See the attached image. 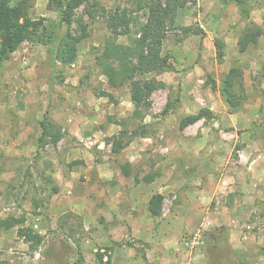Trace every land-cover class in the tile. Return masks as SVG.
<instances>
[{"label":"rangeland","instance_id":"374dc122","mask_svg":"<svg viewBox=\"0 0 264 264\" xmlns=\"http://www.w3.org/2000/svg\"><path fill=\"white\" fill-rule=\"evenodd\" d=\"M95 1L108 11L121 6L145 19L144 11L138 9L141 0ZM245 5L249 19L234 2L197 0L179 8L177 28L163 44L171 68L143 75L166 83L152 93L144 118L134 115L129 85L110 88L96 65V53L113 39L102 10L93 8L91 15L84 6L78 9L77 17L88 24V34L71 66L53 63L50 47L39 42L26 41L12 53L0 67V218L24 215L25 225L41 234L44 242L33 250L27 238L18 235V227L0 228V258L13 264H72L80 251L89 264H157L149 261L143 239L131 235L130 219L138 235L150 225L152 231L166 225L171 245L168 254L161 255V264H262L261 248L253 245L250 236L264 223V203L243 208L235 221L228 219L222 187L213 191L212 198L205 191L198 195L203 183L197 184V177L202 176L208 187L207 171L212 170L203 163L205 157L191 156L192 151H214L212 157L219 160L214 169L218 186L220 181L224 184L220 179L226 166H235L228 159H237L242 140L250 137L257 142L253 150L264 151V35L245 52L237 45L251 22L264 27V0H245ZM30 15L46 18L50 26L60 22L62 13L54 0H36ZM191 25L203 28L205 35L183 36L180 27ZM66 28L65 24L57 27L58 34ZM216 40L224 43L222 61L217 57ZM117 41L129 44L131 36L121 35ZM233 65L244 76L246 98L239 110L229 109L219 89ZM102 90L113 92L114 99L100 96ZM177 97L180 102L174 101ZM169 100L176 106L164 114ZM203 107L213 110L215 117L179 128L182 116ZM46 117L64 132L57 146L39 140L40 122ZM138 126L147 132L143 134ZM123 130L128 131L125 140L135 130L138 134L120 153H114L110 138ZM131 159L133 172L127 177L121 166ZM135 172L140 177L158 173L156 182L133 191ZM162 186V216H151V224L137 222L145 212L147 188L154 192ZM121 207L125 213L120 215ZM232 229L248 236L244 238L247 254H238L229 244Z\"/></svg>","mask_w":264,"mask_h":264},{"label":"trees","instance_id":"16d2710c","mask_svg":"<svg viewBox=\"0 0 264 264\" xmlns=\"http://www.w3.org/2000/svg\"><path fill=\"white\" fill-rule=\"evenodd\" d=\"M36 0H0V67L11 59L12 53L16 52L26 41L39 42L50 47V54L53 63H60L63 66H71L78 58L79 44L88 34V24L77 17V11L84 6L86 12L93 15V8L102 10L105 13L107 27L112 34L103 50L96 53V65L107 77L110 88L129 85L131 99L134 103V115L145 116V111L151 107V95L154 91L166 86L163 80L156 77L146 79L143 75L149 72H164L171 68L170 56L163 54V44L170 31L175 30L177 24V13L179 8L184 7L188 1L196 3L197 0H141L138 9L143 10L144 20L140 16H132L127 8L117 6L114 10L108 11L102 7L98 1L90 0H54L57 8L61 10L60 22L55 25H47L46 18L34 19L30 11ZM225 5L234 2L238 5L242 16L249 19L250 10L245 5V0H221ZM77 22V28H73V23ZM240 36L237 45L240 52H245L251 45L259 42L264 35V27L251 22ZM66 25V30L58 34L57 27ZM134 27H137L134 30ZM183 36L191 34L205 35V31L200 26L180 27ZM133 33L135 35L133 36ZM121 35L131 36L129 44L117 41ZM183 39V38H182ZM217 57L220 61L224 58V43L216 40ZM213 88L218 87L214 81ZM244 76L242 69L233 65L222 79L219 86L225 103L231 110H239L244 103L246 95L244 93ZM239 89V91H238ZM100 96L114 99L113 92L102 90ZM175 102H180L177 97ZM173 100H169L163 110L164 114L174 109ZM215 117L213 110L203 107L198 112L184 115L179 120V128L184 130L190 125L202 119L210 120ZM41 135L39 140L43 144L57 146L64 136L62 127L49 117L41 122ZM141 127L142 133L147 130ZM125 140L128 131H121L118 135L110 138L114 153H120L137 136L138 132ZM125 176L132 175V164L126 162L121 166ZM158 173H147L140 177L138 172L134 173L136 183L155 181ZM48 178V177H47ZM49 179V178H48ZM165 195L155 192L150 197L147 209L152 217H160L163 214ZM24 215L16 218L11 215L0 218V228L9 230L18 227V235L27 238L33 250L38 249L44 242V237L35 232L32 227L26 226ZM121 244L120 242H115ZM133 245L132 242H127ZM99 259L102 258L98 254ZM146 257V256H145ZM0 264H13L8 259L0 258ZM72 264H89L86 262L82 252Z\"/></svg>","mask_w":264,"mask_h":264},{"label":"crops","instance_id":"0c3cea01","mask_svg":"<svg viewBox=\"0 0 264 264\" xmlns=\"http://www.w3.org/2000/svg\"><path fill=\"white\" fill-rule=\"evenodd\" d=\"M228 71V70H227ZM254 140V139H253ZM252 141L250 137L247 139L242 140L243 142V147L239 149V154L237 159L229 157V161H233V166H226L225 170L223 171L222 175L223 177L220 180H223L224 184L221 185V181L219 182V185L217 186V181L215 179V172L214 169L217 168V165L219 164L218 157H212V150L208 153L205 152H200L199 150L197 151H192V155H202V157H205L206 160H204L203 163H205V166L207 170H212V171H207L208 173V179L209 185L208 187L206 184L202 181V176L198 173L200 177H197L196 183H203L200 187H198V195H201L202 192H208L207 198H212L215 196L214 190L218 187H222L224 189V205L225 210H224V215L227 216L228 219H231L235 221V219L240 218V214L242 213V209L246 207H252L254 206H259L262 203H264V151H254L253 149L256 148L257 142ZM192 143H195V139H192ZM187 153V152H185ZM184 153L180 152L181 156ZM178 154V156H180ZM134 157V156H132ZM132 163V159L130 160ZM218 163V164H217ZM201 168V164H199L198 170ZM201 171V169H200ZM103 176V172L101 173ZM205 175V172L203 173ZM104 177V176H103ZM201 178V179H200ZM104 179H110L108 176ZM219 180V179H218ZM156 181L150 183V184H142L141 182L139 185L135 183L134 181V188L133 191H137L138 188H140L143 185H153ZM194 182V183H195ZM211 182V184H210ZM150 186V187H151ZM217 186V187H216ZM165 187L162 186V189H159L158 191H150L149 187L147 190L149 193L145 196L143 200V207L145 208V212L143 211V216L142 218H138L137 222H148L149 224L152 223V217L149 215L148 209H147V204L152 196L153 193L155 192H160L163 193V189ZM210 191V192H209ZM134 201V199H133ZM261 203V204H258ZM117 206V204H116ZM134 208V205L132 206ZM119 209V213L124 214L125 211ZM145 215H148L146 217ZM129 216V214H128ZM264 216V214H262ZM136 216H132L131 220L135 221ZM146 218H148L146 220ZM128 229H131L133 233L131 235L141 237L145 244L147 245V257L149 258V261L155 262L157 264L162 263V259L168 254V247L171 245L168 241V235H167V230H166V225L163 223V225L160 226L158 230H151V225L149 226L148 231H145L143 234H137L134 232V226L132 222H130L129 219V224L127 226ZM259 231L255 234H251L250 238L254 241V246L259 245V248H261V253L259 254V261L264 264V223L261 225L259 228ZM145 230V229H144ZM262 231V232H261ZM114 239L119 240V238H116L113 236ZM248 237L246 234L243 235L242 231L239 230H233L229 233V244L233 245L235 247V251L238 254H247V251L249 249V246L247 243H245L244 238ZM172 251V250H171ZM157 254H159V257L157 258ZM161 255H164V257L161 258ZM166 259V258H165ZM197 259V258H196ZM178 261V259L176 260ZM178 264V263H176ZM189 264V263H188ZM200 264V263H199Z\"/></svg>","mask_w":264,"mask_h":264},{"label":"built area","instance_id":"2783aa9c","mask_svg":"<svg viewBox=\"0 0 264 264\" xmlns=\"http://www.w3.org/2000/svg\"><path fill=\"white\" fill-rule=\"evenodd\" d=\"M194 238H197V236H195Z\"/></svg>","mask_w":264,"mask_h":264}]
</instances>
